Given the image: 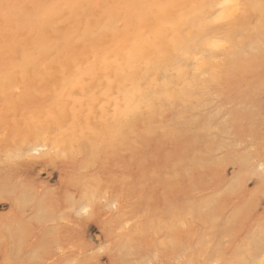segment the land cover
I'll return each instance as SVG.
<instances>
[{"label":"bare ground","instance_id":"1","mask_svg":"<svg viewBox=\"0 0 264 264\" xmlns=\"http://www.w3.org/2000/svg\"><path fill=\"white\" fill-rule=\"evenodd\" d=\"M135 1H139L138 5L171 4L177 7L164 12L147 7H117L134 5ZM219 2L221 0H53L49 7L42 10V3L32 1L30 12L20 18L15 15L11 21L2 23H8L4 28L10 35L1 38L0 71H7L11 83L8 84V80L0 81V190L10 206L8 213L0 216V225L13 220L22 227L16 225L8 233L2 230L4 235L17 233L22 243L24 238H31L41 224L39 235L44 238L46 229L56 221L57 226L64 228L66 233L80 237L85 243L82 238L84 228L88 224H98L113 246L107 253L109 260L123 251L127 259L155 261L159 249L153 234L159 231V222L154 210L166 202L174 207L185 200L203 205L207 210L209 214L206 213L204 222L208 230L200 232L188 225L187 229L176 231L175 245L168 248L170 255L174 251V258L183 260L192 259L194 255L199 259L203 253L206 258L217 260L218 248L222 243L221 222L217 215H211V207L227 202L235 212L226 221L225 233H235V239L241 240L238 243L240 247L232 246V258L242 254L247 259L261 258L258 240L249 250L250 241L246 236L245 239L242 237L247 227L256 226L264 217L257 210L261 204L260 196L252 198L251 187L245 185L247 169L239 170L243 165L247 166L245 154L234 149L224 159L215 158L212 153L221 148L220 136L227 130L234 133L238 144L243 140L250 145L247 137L240 133V129L244 128L253 133L257 146L259 144L261 126L264 124V64L260 57L264 49L262 0H242L256 7L249 8L248 16H242L234 25V51L229 58L216 65L219 75L223 77V86L218 87L219 93L215 95L213 90H202L187 97L177 94L174 102L169 99L175 94L170 87L174 78L182 72L190 75L186 68L175 62L171 53L162 55V51H169L161 47L166 44V34L172 33L169 25L179 23L181 17L185 20L193 17L195 20L197 10L191 7L193 4ZM47 9L51 13L44 22L40 15ZM146 17H152V20L144 26L142 21ZM82 19L90 22L95 35L90 31L84 37ZM19 21L29 23L27 33L19 32ZM106 26L118 30L119 39L115 43L111 40L112 31L101 32ZM101 36L112 45L113 60L118 58L119 63L112 65L111 74L116 77L119 70V85L129 93L127 96L121 95L119 100L122 109L127 107L131 111V122L123 128L118 122H109L101 126L97 135L79 124L72 127L66 124L62 135L69 145L70 158L73 141L76 142L78 163L74 169H69L63 158L48 162L27 161L34 166L25 167L24 170L19 167L5 169L8 151L18 147L12 143L13 137L16 136L22 145L26 125L33 117L44 119L49 113L59 115L65 104L69 106L70 115L71 102L67 92L71 87L69 84L65 88L64 69H69L70 77L75 61L82 58L84 43L78 41L86 39L90 52L91 44H99ZM11 46L17 47L10 49ZM39 49V59L45 64L47 72L31 68L38 62L35 51ZM211 71L209 69V75ZM17 87L19 91H16ZM220 109L228 116L221 127L215 125ZM68 124H71L70 119ZM5 132L8 133L7 140L4 139ZM166 136L169 138L165 139ZM189 155L191 159L197 156L196 160H191L192 163L188 161ZM152 156L154 159L150 160ZM206 156H209L207 161L204 160ZM41 163L43 170L39 167ZM256 167L259 168V165ZM5 170L11 174L7 175ZM73 171L82 177L79 185L69 180ZM33 176H44L46 180L44 183L39 181L35 191L26 189L23 184L25 177L32 179ZM231 176L234 180L230 179ZM91 177L98 178L99 192L103 195L104 192L109 193L106 198H117L108 202L109 205H118L117 216L106 213L94 203L92 214L86 220L79 219L80 215L71 212L66 213L70 216V223L61 225L59 212L53 209V205L62 211V205L73 201L77 207L87 203L84 197L88 192L85 182L86 178ZM54 180H57V185L52 187ZM144 180H148L145 189L147 196L143 195L141 186ZM40 188H43V193ZM88 196L91 198L89 192ZM215 196L217 201L213 198ZM130 201H134L135 205L148 206L151 215L148 217L149 236L130 235L127 232L130 218L126 216L124 208ZM247 202H251V205L245 206ZM30 209H34L36 215L25 219L24 214ZM259 231L260 227L255 237L259 236ZM80 243L81 240H78L77 244ZM83 246L87 249L85 244ZM213 247L215 253L209 256L208 251ZM9 252L8 249L0 252V262L10 259ZM88 258L101 262L97 252Z\"/></svg>","mask_w":264,"mask_h":264},{"label":"snow or ice","instance_id":"2","mask_svg":"<svg viewBox=\"0 0 264 264\" xmlns=\"http://www.w3.org/2000/svg\"><path fill=\"white\" fill-rule=\"evenodd\" d=\"M3 17L7 22L10 19V13L14 9H20L23 6L17 4H4ZM117 7L125 8H140L147 7L151 9H159L164 12L168 9L176 8L177 5L171 4H153V5H120ZM187 7V6H180ZM196 9L195 20L193 17H188L185 20L181 17L179 23H171V34H166V44L162 45L167 48L168 52H163L162 55L171 53L176 63H179L183 68H186L190 75H185L183 72L170 85L175 90V94L169 99L174 102L176 95L187 97L195 94L198 91H211L214 87L223 86V77L219 75L216 65H219L223 60L229 58L234 51V41L236 33L234 25L243 16H248V9L255 8V5H250L242 2V0H221L219 3H199L191 5ZM261 14L264 15V0L260 5ZM159 20V18H157ZM83 35L87 37L90 31L95 35V31L91 28L90 22L81 20ZM112 31L111 40L115 43L119 37L118 30H111L107 26L101 29V32ZM84 43V48L81 50L82 58L75 61V66L71 69L69 77V69H64L65 88L70 84L71 90L67 92L68 100L71 102L70 115L69 106L65 104L59 115L49 113L44 119L33 117L27 123L23 144L20 145L16 136L13 137L12 143L18 145L15 150L10 149L5 158V166L8 167H33L29 163L20 165L18 161H44L63 158L67 162L69 169H74L78 163L77 149L75 141L71 148V158L69 145L62 133L65 131V125L68 127L79 124L82 128H86L93 135H97L101 131V126L108 125L109 122L119 123L121 128L125 127L132 120L131 111L125 107L121 108L119 97L121 95H129L122 85H119L118 79L120 76L117 70L116 77L112 76V65L119 63L118 58H112V45L106 42L104 36L100 37L99 44L93 42L91 51L89 52V44L87 40L78 41ZM101 52L103 54H101ZM261 63L264 64V49L260 53ZM187 61L185 64L184 61ZM211 69V75H209ZM19 87L16 91H19ZM115 102V103H114ZM69 119L71 124H68ZM241 135L247 137V141H241L238 147L245 154V162L247 164L246 179L256 178L258 175V190L261 201V206H264V124L261 126V134L259 144L252 132L240 129ZM8 133L5 132L4 139L7 140ZM169 137H165L168 139ZM259 165L257 170L256 165ZM43 170V164L39 165ZM83 171V169H81ZM82 177L73 171L69 180L79 185ZM24 187L28 190L35 191L39 185V179L35 176L32 179H23ZM100 189L92 190L91 198L86 191L84 194L87 203H81L79 207L75 202L68 205H62V211L53 205V209L59 212L60 221L62 224L70 223V216L66 213L75 212L80 215L81 212L86 215H91L93 204L97 200V194ZM255 193L256 189H252ZM43 193V188H40ZM108 192H104V197L108 196ZM113 208L116 204L111 205ZM175 229L188 228V217L183 214H176L174 211ZM264 219V218H262ZM133 228L136 229L135 234L149 236L143 227V221L135 223L129 219L127 232L133 233ZM81 240L80 244L77 241ZM258 240L260 249V259L257 261L247 258L241 259H217L210 260L201 253V258L197 259L194 255L192 259H175L170 255L168 242L166 239L160 241L159 250L155 261L152 260H132L127 259L123 255H113L109 261L104 264H264V222L261 223L259 236L253 237L249 243V250ZM84 242L78 236L72 233H66L64 228L57 226V222L53 221L52 226L45 231L44 240L35 250L30 253L31 258L6 259L0 264H101V262L89 259L88 251L83 246ZM79 253V255H77ZM218 256H223L224 251L221 249Z\"/></svg>","mask_w":264,"mask_h":264},{"label":"rangeland","instance_id":"3","mask_svg":"<svg viewBox=\"0 0 264 264\" xmlns=\"http://www.w3.org/2000/svg\"><path fill=\"white\" fill-rule=\"evenodd\" d=\"M27 2H23V1H19V0H0V43L2 41L1 38H4L7 35H10V32L7 31L4 27L8 25V23L2 24L5 19L3 17V7L2 5L4 4H17V5H22L23 7L20 9H14L12 10V12L10 13V21L15 17V15H17L19 18L22 17L24 14H27L28 12L31 11V5L30 3H32V1H34L36 4H40L42 3V10L46 9L47 7H49L51 5V3L53 2V0H26ZM2 2V3H1ZM62 3H65L64 1ZM139 1H135L134 5H138ZM51 13V11L49 9L42 11L40 17L42 19V21L46 22V18L48 17V15ZM152 20V17H146L143 19L142 23H144L143 25L145 26L146 23ZM6 22V21H5ZM19 25V32H22L23 34L29 29L30 25L28 22H18ZM10 24V23H9ZM19 44H21V42H18ZM15 47H10V49L12 48H16ZM20 51H22L20 49ZM41 49L35 51V57L38 60V62L33 65L31 68L32 69H43L44 72H47L46 66L45 64H43L40 59H39V53H40ZM25 53V52H22ZM7 62V61H6ZM6 62L3 64L5 66ZM11 76L9 75V78L7 77V71L5 73H3L2 71H0V81L2 82H6L8 80V84L11 83L10 80ZM214 91V94H218L219 93V88L218 87H214L212 89ZM228 120V116L224 113V111L222 109L217 111V115H216V124L215 125H219L220 127L222 125H224L226 123V121ZM220 144H221V148L215 150L212 154L213 157L215 158H228L229 157V151L230 150H236L238 151L240 154H243V150L240 149L238 147V143L236 141V137L234 135V133L230 130H227L225 133H223V135L220 136ZM209 156H206L204 160L207 161ZM191 163V160H196L197 156L194 159L190 158V155L187 157ZM154 159V157L152 156L150 158ZM20 165H27L28 162L27 161H20L19 162ZM248 166L243 165L242 167H240V171L246 170ZM5 169L6 166L4 167ZM22 170L25 169V167H19ZM257 170L259 169L258 167H256ZM191 170V168H190ZM8 174H11L10 171L5 170ZM228 172H230V169L228 170ZM39 181L41 183L46 182L45 177L44 176H40ZM231 180H234V178L231 176L230 177ZM257 181H258V175L256 178H248L245 182V185L247 187H251V189H256V192L254 193L252 191V198L255 197L256 195H259V190L257 187ZM142 184L141 186L143 187V195L147 196V193L145 192V189L148 186V180H144L141 181ZM243 182V183H244ZM87 184V190L89 192L90 195H92V190L98 189L99 187V180L98 178H86V182ZM57 185V180H54L53 182H51V186L54 187ZM191 190H194V188L191 187ZM222 194V193H221ZM97 198L102 197L101 199H97L96 200V205L98 208H102L104 211H106V213L112 215V216H117L118 214V207L113 208L111 205L108 204L109 201L111 200H116V197H108L105 198L104 195L101 192H98L97 194ZM217 196H219L217 194ZM217 196L213 197L215 201H217ZM246 198V197H245ZM250 200V197L249 199ZM225 204L223 205H212L211 207V215H217L218 220H220L221 225H220V233H221V245L218 248V251H220L221 249H223L224 251V255L223 256H219V259H225V258H231V259H241V258H245L244 255L242 254L241 256L237 257V258H232V246H238L240 247L241 244H238L241 242V240L239 239H235V233H230L228 232L227 234L225 233L227 230L226 228V221L229 219V216H232L234 214V207L232 205H229L227 202H224ZM246 205H251V202H247L245 203ZM9 202L7 201V198L4 197L3 192L0 190V216H4L6 213H8L7 211L9 210ZM118 206V205H117ZM203 205L200 204H196L195 202H191V203H187L185 200L181 202V205H177L174 206L173 205H169L168 202H166L163 205H159L155 208L154 213H155V217L156 220L159 222L158 228L159 231L153 234V239L155 242V245L157 247V249H159L160 246V241L163 239H166L168 242V248H173L175 243H174V233L176 231H182L184 228H180V229H176L174 230L173 224H174V211H176V214H183L185 216H187L188 219V225L192 226L193 228H195L197 231L200 232H205L208 230V226L206 225V223L204 222L205 215L207 213V210L202 207ZM254 206V205H253ZM218 210V211H216ZM258 212L260 213V215H264V206H259V208L257 209ZM124 211L126 212V216L128 218H130L133 222L135 223H140L141 221H143V227L144 230L146 232H148L150 230L149 227V222H148V217H151L149 211H148V206L147 205H135L134 201H130L127 205H125ZM216 214H215V213ZM145 213H148L147 216H144ZM209 214V213H207ZM36 215L35 210L34 209H30L27 211V213L24 214V218L25 219H29L31 217H34ZM121 217H125V215H122ZM79 219L81 220H86L88 218V215H84L83 213L80 214V216H78ZM261 218V217H260ZM264 218V217H262ZM260 219V221L257 223L256 226H249L247 227V230H245L244 235L242 234V237L245 239H248V241H251L253 239V237L256 236L257 234V229L258 227L261 226V223L263 222L264 219ZM60 221V220H59ZM61 225H64L62 223H60ZM21 227L20 225L17 224V221H5V223H3L2 225H0V252L3 249H8L10 250V252L8 253L10 256V259H20V260H25V259H30V253L35 252V250L39 247V245L42 243V241L44 240V238H42L39 235L40 229H42V225L39 224V230L38 235L37 232L29 239H25L24 238V242L21 243L22 238L18 237V234L16 233V235L13 234V236L10 234V236L4 235L2 233L3 232H7L9 231V229L14 228L15 226ZM129 225V221L127 224V227ZM22 228V227H21ZM120 232V227L118 226V230L117 233ZM136 229L133 228V233L130 235L135 234ZM82 238H84L85 240V245L87 246V251H88V256L92 255L94 253H99V255L101 256V264H104V262L109 261L107 253L108 250L110 249V247H113L111 242L105 238V233H104V229H102L101 226H99L98 224H93V225H87L84 228L83 231V235ZM218 238V236H217ZM13 241H12V240ZM20 244V247H19ZM102 245V246H101ZM101 246V247H100ZM242 249V246L241 248ZM209 256H212L215 252H214V247L212 249H210L209 251ZM79 255V254H77ZM2 259V258H1ZM0 259V260H1ZM255 261H258V259H256Z\"/></svg>","mask_w":264,"mask_h":264}]
</instances>
